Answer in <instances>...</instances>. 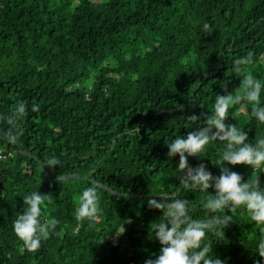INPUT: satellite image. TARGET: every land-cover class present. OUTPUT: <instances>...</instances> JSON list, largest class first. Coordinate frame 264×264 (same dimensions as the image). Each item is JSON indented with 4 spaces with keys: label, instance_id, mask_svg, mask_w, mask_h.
Listing matches in <instances>:
<instances>
[{
    "label": "trees",
    "instance_id": "obj_1",
    "mask_svg": "<svg viewBox=\"0 0 264 264\" xmlns=\"http://www.w3.org/2000/svg\"><path fill=\"white\" fill-rule=\"evenodd\" d=\"M248 51L244 72L264 84V0H0V264H144L161 247L149 231L163 210L147 200L162 191L205 219L214 188H184L179 154L168 157L166 143L204 126L217 93L239 92L244 72L232 65ZM18 102L26 106L20 116ZM250 110L251 103L230 105L225 122L255 142L264 124ZM133 126L139 130L127 134ZM225 143L210 141L189 165L204 162L219 175ZM52 156L60 164L42 167ZM229 167L264 186V168ZM91 179L102 211L78 221V195ZM35 190L45 194L41 219L58 223L29 251L13 221ZM225 211L232 222L224 233L207 234L212 253L254 264L264 224L243 207Z\"/></svg>",
    "mask_w": 264,
    "mask_h": 264
},
{
    "label": "clouds",
    "instance_id": "obj_2",
    "mask_svg": "<svg viewBox=\"0 0 264 264\" xmlns=\"http://www.w3.org/2000/svg\"><path fill=\"white\" fill-rule=\"evenodd\" d=\"M203 29H209L210 25L204 21ZM253 53L237 57L233 61L232 69L235 73L244 72V66L252 63ZM264 84L250 72H244L240 90L237 93L226 91L225 94L217 93L214 101V112L207 115L204 126L189 131L186 135H177L167 144L168 157L179 154V162L176 172L179 182L186 189L208 191L214 188V194L208 196L203 202L207 210L205 219H195L190 215L189 201L179 196L176 192H160L161 199L150 197L147 200L149 208L163 210L164 219L150 224V237L159 241L161 247L159 254L153 258L149 256L144 264H227L219 256L212 253L206 242L207 234L215 232L217 228L223 229L232 222V216L226 214L227 210H235L243 207L252 220L264 224V186L259 176L250 180H242L241 174L231 170L229 165L243 163L252 169L264 168V135L259 136L255 142L248 139V133L237 127L235 123H226L230 105L245 102L251 103L249 117L264 124V103L261 102L260 94ZM33 110H38L39 105L33 104ZM26 110L23 102H18L15 109L17 116ZM189 120L196 121V114L188 116ZM139 130L138 127H128V133ZM18 135V133H17ZM13 136L11 139H15ZM226 141L224 150L218 154L216 164L220 167L219 175H214L207 169L204 162L195 167L188 163L189 156H196L203 152L205 146L214 140ZM224 162H228L225 164ZM57 157L52 156L43 166L59 165ZM60 180L61 177H58ZM100 185L95 179L89 180L78 195V204L74 209L78 221L87 219L95 221L102 211L98 189ZM23 202L26 205L24 211L13 221V230L21 239L29 251L40 247L42 239H47L55 229L58 220L50 217L41 219L42 204L45 194L37 190L24 195ZM223 213V214H218ZM124 225L120 233L124 232ZM224 233V232H223ZM260 259L254 264H264V237H262L255 249Z\"/></svg>",
    "mask_w": 264,
    "mask_h": 264
},
{
    "label": "water",
    "instance_id": "obj_3",
    "mask_svg": "<svg viewBox=\"0 0 264 264\" xmlns=\"http://www.w3.org/2000/svg\"><path fill=\"white\" fill-rule=\"evenodd\" d=\"M15 145H17V143H15Z\"/></svg>",
    "mask_w": 264,
    "mask_h": 264
}]
</instances>
